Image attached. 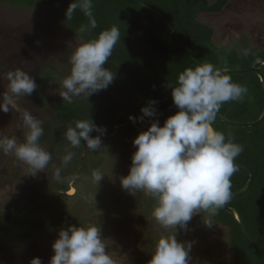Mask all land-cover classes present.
Returning <instances> with one entry per match:
<instances>
[{
  "label": "rangeland",
  "instance_id": "1",
  "mask_svg": "<svg viewBox=\"0 0 264 264\" xmlns=\"http://www.w3.org/2000/svg\"><path fill=\"white\" fill-rule=\"evenodd\" d=\"M17 1L20 3L15 6L8 0H0V75L21 68L32 75L38 87L30 96L12 97L8 112L0 110V136H15L18 142H23L28 131L22 121L25 111L41 120L42 127L48 121L58 123L56 108L62 101L59 95L61 82L70 72L69 58L73 50L85 38L71 32L62 15L49 5ZM214 1L209 0L210 3ZM196 18L213 29L212 38L220 52L217 66L248 67L256 56L264 60V0H228L221 11H198ZM92 33L88 35L93 37ZM181 60L183 63L188 61L183 54ZM142 67L149 66L142 63ZM259 67L264 72V66ZM162 68H166L167 75L161 85H165L171 95V88L167 85H174L177 79L169 68ZM158 70L162 72L161 68ZM227 74L234 82L247 86L248 92L240 102L223 104L222 108L228 113L225 114L237 120H254L258 112L255 103L262 100L258 75L247 71ZM134 77L133 74L127 75L126 81H133ZM115 83L114 79L112 84ZM155 87L157 90L161 88ZM6 94L7 81L0 80V104L5 103ZM82 97H74L73 101ZM88 98H93L92 103L98 99L110 104L105 110V119L100 114L101 121L98 117L92 119L98 126H103V121H119L124 113L122 108L132 117L138 110L135 97L129 92H112L107 88ZM243 105L246 108H240ZM93 107H97L96 103ZM157 107L159 105L155 104ZM161 111L159 109L155 117L137 118L135 122L116 125L113 133L102 136L104 146L96 151L89 150L83 141L80 149L73 148L68 141L70 146H65L63 142L55 141L53 129L47 134L44 132L40 144L51 153L52 160L35 176L14 154L0 152V264H30L33 257L48 264L58 230L70 225L64 220L68 216L75 220L71 225L101 226L107 251L115 264H148L161 236L173 235L180 242H192L190 264H233L235 254L230 247L228 226L202 212L193 216L187 230L179 226L177 231L163 229L152 217L156 201L144 193L133 196L120 185L119 178L128 174L136 150L133 139L146 130L153 119L163 125L172 115ZM145 118L149 120L147 124ZM229 127L232 132L243 130L239 125ZM68 151L74 155L64 166L62 157ZM96 159L98 170L93 167ZM57 168L61 169L59 181L55 178ZM94 171L105 174L98 186L92 178ZM73 172L77 175L70 179ZM68 179L70 186L65 194L69 197H65L61 195L64 192L61 187ZM43 217H58L61 226L55 229V233L47 227V230L40 231L35 223ZM206 220H210L212 227L205 225ZM246 249L247 253L253 251L247 243Z\"/></svg>",
  "mask_w": 264,
  "mask_h": 264
},
{
  "label": "clouds",
  "instance_id": "2",
  "mask_svg": "<svg viewBox=\"0 0 264 264\" xmlns=\"http://www.w3.org/2000/svg\"><path fill=\"white\" fill-rule=\"evenodd\" d=\"M77 8L89 18L88 26H81L79 32L96 28L93 0H71L65 19L71 20ZM120 40V30L113 25L73 50L70 72L62 80L59 92L63 101L72 103L74 97L81 96L87 99L109 87L115 72L105 65ZM0 80L7 81L5 103L0 104L4 112L10 110L12 97L30 96L38 87L32 75L21 68L3 73ZM167 86L178 111L168 116L163 125L153 119L146 130L138 133L133 139L136 150L128 174L119 179L121 187L133 196L144 193L156 201L152 217L161 228L177 231L179 226L187 230L194 215L203 212L213 217L232 197L231 177L238 171L234 161L244 151V145L236 142L231 133L226 136L212 125L222 105L242 101L248 88L234 82L227 72L210 62H197L194 68H185L178 74L175 85ZM156 103L152 100L142 107L143 115L139 119L155 117ZM129 119L135 122L137 118ZM22 121L28 130L23 142H18L15 136H0V152L14 154L35 176L49 165L52 155L40 144L44 134L42 121L28 111L22 114ZM93 132L97 135H91ZM105 133L104 126L88 118L69 126L64 138L73 148H79L83 141L89 150L96 151L104 146L101 137ZM73 155L68 151L62 157V165L67 166ZM60 171V168L55 170L57 181L61 179ZM104 176L101 171L93 172L97 186ZM204 223L209 228L213 225L210 220ZM191 247L192 242H180L175 235L161 236L148 264H190ZM52 249L48 264H115L100 225L62 227ZM30 264H42V261L33 257Z\"/></svg>",
  "mask_w": 264,
  "mask_h": 264
},
{
  "label": "trees",
  "instance_id": "3",
  "mask_svg": "<svg viewBox=\"0 0 264 264\" xmlns=\"http://www.w3.org/2000/svg\"><path fill=\"white\" fill-rule=\"evenodd\" d=\"M8 1L15 6H18L17 4L20 3L17 0ZM143 1L155 6L168 16L184 43L200 60L217 65L216 61L220 56V52L216 49L212 38L213 29L209 25L199 21L196 17L198 11H221L228 3V0H215L213 3H210L209 0ZM27 2H42L49 5L62 15L70 31L84 36L85 41L94 39L96 34L98 35L104 29L113 25L118 26L121 40L116 44L112 56L105 65L115 72L114 79L116 83L109 85L110 91L118 93L129 92L135 97V105H137L138 109L134 115L136 118L143 115L141 108L148 106L152 100H155L156 104L159 105L156 108L157 111L162 109V113L170 112L171 114L178 111L173 103L172 96L168 94L170 91L165 85H161L162 80L167 75L166 68L163 69L162 67L166 66L169 68L175 76L174 78L177 79L180 72L185 68L195 67L196 63L180 48L169 26L159 15L129 0H93L92 11L97 22V27L80 33L79 29L81 26H88L89 18L77 8L71 20L65 19V12L71 0H25L23 4ZM90 32H93V37L88 35ZM169 36L172 38L171 41H169ZM182 54L188 60L186 63H183L181 60ZM258 58L259 56H256L250 66H254V64L256 67L259 65L264 66V60ZM142 63L149 67L143 68ZM159 68L162 69L161 73H159ZM130 74H133L135 77L133 81L127 82V75ZM257 79L259 87L262 89L259 76H257ZM156 82H158V85H155L157 84ZM155 86L160 89L157 90ZM261 92L262 100L258 99L255 103L258 112L253 117L254 120L259 117L264 107L263 90ZM35 99L40 103L39 99ZM92 100L82 97L72 103L63 100L59 101L56 108L58 123L48 121L46 125H43L44 132L47 134L48 131L53 129L55 141L60 144L63 142L67 146L64 133L69 126H74L77 120L98 117V121H101L99 114L105 119V110L110 104L100 102L101 100L98 99L97 102L92 103ZM95 103L97 105L96 108L93 107ZM240 108H246V105ZM92 110L94 112L90 113ZM122 110L124 113H121L122 117L119 121L114 123L103 121L104 124L102 125L106 128L104 135L113 133L116 125H123L127 121H133L129 119V114L131 113L125 112V108H122ZM220 112L225 114L226 110L221 107ZM227 114L225 115L229 117ZM145 119V124H147L149 120ZM231 125L233 124H228L218 117L213 123L216 130L224 132L226 136L231 133L235 137L236 142L244 145V151L236 160L250 166L255 173V179L250 188L243 194L235 197L230 202V205L238 209L254 240L264 248V120L254 126L239 125L243 130H238L237 132L229 130V126ZM99 151L98 153H100ZM97 160H95L93 166L96 170H98V165H96ZM76 175L77 173L73 172L70 179L75 178ZM248 178V172L238 167V171L231 177L232 193L241 189ZM69 181L68 179L62 184L61 188L64 191L61 193L62 196L69 197L65 194L70 186ZM213 218L229 227L230 247L235 254L233 264H264V255L255 250L247 241L239 221L230 212L222 208ZM60 220L58 217H43L37 220L35 226L40 231L47 230L45 229L47 227L55 233V229L61 226ZM64 220L69 221V224L75 223V220L70 216L65 217ZM246 243L252 248L253 251L251 253H247Z\"/></svg>",
  "mask_w": 264,
  "mask_h": 264
},
{
  "label": "water",
  "instance_id": "4",
  "mask_svg": "<svg viewBox=\"0 0 264 264\" xmlns=\"http://www.w3.org/2000/svg\"><path fill=\"white\" fill-rule=\"evenodd\" d=\"M131 2H134L154 13H156L157 15H159L169 26L176 42L178 43V45L180 46V48L186 53V55L195 63L200 62V63H204V61L200 60L188 47L187 45L184 43L183 39L181 38V36L179 35L176 27L174 26V24L172 23V21L168 18V16H166L161 10H159L158 8H156L155 6L143 1V0H129ZM217 68H220L222 71H225L227 73L230 72H242V71H247V72H252L255 73L259 76L260 80H261V85H262V90H263V94H264V72L255 66H244V67H221V66H217L214 65ZM217 117L219 119H221L222 121L228 123V124H233V125H245V126H254L259 124L260 122H262L264 120V107L263 110L261 112V114L259 115V117L255 120H237L234 118H229L228 116H226L225 114H223L222 112H218L217 113ZM212 127L215 129V127L212 125ZM216 130V129H215ZM234 163L237 165V167L243 169L244 171L248 172L249 174V178L247 180V182L243 185V187L241 189H239L238 191L232 193V197L230 198V200L228 202H226L225 204V209L230 212L240 223L242 232L245 236V238L247 239V241L251 244V246L257 250L259 253L264 255V248H262L252 237L243 217L241 216L240 212L238 211V209L236 207H233L230 205V202L237 196L243 194L244 192H246L250 186L252 185L254 179H255V173L252 170V168L246 164H243L237 160L234 161Z\"/></svg>",
  "mask_w": 264,
  "mask_h": 264
},
{
  "label": "flooded vegetation",
  "instance_id": "5",
  "mask_svg": "<svg viewBox=\"0 0 264 264\" xmlns=\"http://www.w3.org/2000/svg\"><path fill=\"white\" fill-rule=\"evenodd\" d=\"M264 62V61H263ZM259 67V66H258ZM261 69V68H260ZM262 70V69H261ZM263 71V70H262ZM253 237V236H252Z\"/></svg>",
  "mask_w": 264,
  "mask_h": 264
}]
</instances>
